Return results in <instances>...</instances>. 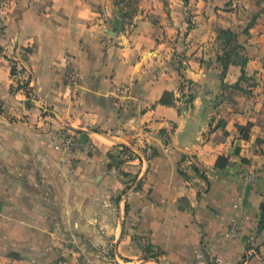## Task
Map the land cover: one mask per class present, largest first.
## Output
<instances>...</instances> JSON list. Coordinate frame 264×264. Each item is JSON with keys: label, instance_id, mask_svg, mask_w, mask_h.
Wrapping results in <instances>:
<instances>
[{"label": "crops", "instance_id": "obj_1", "mask_svg": "<svg viewBox=\"0 0 264 264\" xmlns=\"http://www.w3.org/2000/svg\"><path fill=\"white\" fill-rule=\"evenodd\" d=\"M104 2L0 0V45H33L51 110L37 126L0 116V264H264V98L231 99L264 75V33L243 65L204 46L215 7L190 30L149 15L119 29Z\"/></svg>", "mask_w": 264, "mask_h": 264}, {"label": "rangeland", "instance_id": "obj_2", "mask_svg": "<svg viewBox=\"0 0 264 264\" xmlns=\"http://www.w3.org/2000/svg\"><path fill=\"white\" fill-rule=\"evenodd\" d=\"M2 1L8 3V7L13 6V0ZM104 3L113 7V13L109 18L119 29H125L131 26V24L140 21L141 16L149 15L156 21L175 23L176 27L178 26L177 22L185 20L190 30L193 25L209 20L211 15L208 13V8L215 7V11L217 12V15H214L216 16V21L213 23L209 38L206 40L208 43L204 44V46L207 52L211 49L219 50L226 57L240 61L243 65H247L248 62L245 58L253 47V43H250V40L256 36L260 37L264 33V30L259 28L256 30L251 29V27L264 22V0H105ZM180 8L183 9V14H180ZM16 14L17 12L15 11L12 17ZM223 20H227L233 24L237 23L239 30L232 31L231 29L222 27L215 28ZM180 32L181 30L178 31L175 28L173 34L168 32L166 37H170L171 39L176 36L177 38V34ZM11 33L9 31L10 35ZM32 49L33 45L15 44L10 38L6 45H0V93L2 91L1 94L4 97L0 98V116L8 117L14 121L33 122L37 126L38 123L35 120H42L47 115L50 116L51 110L50 107L37 102V94L31 85L33 74L31 72L29 57ZM253 49L261 52L263 59L260 61V64L264 65V39L258 40ZM174 65L181 69L185 64L181 62L178 56H175ZM243 71L244 73L246 72L244 67ZM242 77L244 78L242 82L244 91L234 94V96L232 95L231 99L236 98L239 101L243 99L249 103L255 100V103L262 101L264 98V75H261L260 81H256L255 77L253 79L245 74ZM186 83L188 82L186 81ZM187 94L186 100L190 104L192 96L190 97V92ZM5 101L8 102V109L3 108ZM32 118L34 119L33 121H31ZM28 175L25 176L28 177ZM35 175L30 174V178L28 179L37 181ZM124 191L126 189L122 190L120 187L118 192H113L110 196H122ZM77 255L79 256V253ZM28 256L31 261L33 256L37 257V254L29 253ZM61 256L60 253L52 254L54 259L61 258ZM41 261L35 262L39 264H51V260L41 259Z\"/></svg>", "mask_w": 264, "mask_h": 264}, {"label": "water", "instance_id": "obj_3", "mask_svg": "<svg viewBox=\"0 0 264 264\" xmlns=\"http://www.w3.org/2000/svg\"><path fill=\"white\" fill-rule=\"evenodd\" d=\"M204 121L201 118H189L187 126L179 133L178 140L181 147H191L197 140V133Z\"/></svg>", "mask_w": 264, "mask_h": 264}, {"label": "trees", "instance_id": "obj_4", "mask_svg": "<svg viewBox=\"0 0 264 264\" xmlns=\"http://www.w3.org/2000/svg\"><path fill=\"white\" fill-rule=\"evenodd\" d=\"M225 63H228V62H225ZM263 224H264V206H263V215H262L261 225Z\"/></svg>", "mask_w": 264, "mask_h": 264}]
</instances>
